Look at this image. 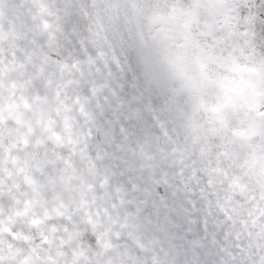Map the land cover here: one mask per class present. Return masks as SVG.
I'll list each match as a JSON object with an SVG mask.
<instances>
[{
    "label": "clouds",
    "instance_id": "clouds-1",
    "mask_svg": "<svg viewBox=\"0 0 264 264\" xmlns=\"http://www.w3.org/2000/svg\"><path fill=\"white\" fill-rule=\"evenodd\" d=\"M0 264H264V0H0Z\"/></svg>",
    "mask_w": 264,
    "mask_h": 264
}]
</instances>
